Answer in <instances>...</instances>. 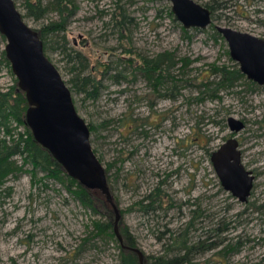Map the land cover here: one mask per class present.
I'll list each match as a JSON object with an SVG mask.
<instances>
[{"label": "rangeland", "instance_id": "obj_1", "mask_svg": "<svg viewBox=\"0 0 264 264\" xmlns=\"http://www.w3.org/2000/svg\"><path fill=\"white\" fill-rule=\"evenodd\" d=\"M51 1L42 0L43 4ZM193 1L212 8L213 27L264 40V0ZM23 2L14 0L22 16L26 14ZM73 4L75 12L65 32L48 37L50 50L45 55L70 90L77 114L94 127L90 144L107 173L120 214V235L127 229L135 248L144 258L153 259L163 255L170 237L182 232L197 211L201 217L189 232L190 245L205 241L216 246L192 258L191 264H264V87L254 89L243 77L235 88L219 93L220 101L197 102L198 92L191 85L174 101L158 99L142 78L131 81L130 71L143 57L169 53L185 60L186 78L194 85L208 76L212 80V67L239 69L222 37H213L216 30L191 29L185 36L169 15L170 4L161 0H73ZM119 8L128 20L123 35L111 21L115 13L119 19ZM57 20L54 11L38 21L24 18L36 32ZM4 44L0 36V52ZM75 53L81 58L74 59ZM81 64L80 77L98 81L94 98L88 96L91 86L77 92L70 82L76 74L71 68L79 69ZM117 72L127 82L114 84L109 77ZM14 79L10 67L0 66L1 91L17 86ZM229 117L245 124L235 139L243 166L255 177L246 204L222 189L209 160L234 136L227 127ZM12 128H16L14 138L25 135L26 126ZM30 176L11 177L0 188V264L119 263L120 251L126 250L119 249L115 237L94 235L93 222L113 220L98 189H94L98 197L94 214L62 185L42 174L34 181ZM156 188L161 201L144 212L150 204L144 200ZM222 224H228L227 230L210 240L212 230ZM123 245L128 247L124 239Z\"/></svg>", "mask_w": 264, "mask_h": 264}, {"label": "water", "instance_id": "obj_2", "mask_svg": "<svg viewBox=\"0 0 264 264\" xmlns=\"http://www.w3.org/2000/svg\"><path fill=\"white\" fill-rule=\"evenodd\" d=\"M170 4V11L184 30H206L211 26L210 11L193 0H161ZM228 47L230 59L238 64L240 73L258 86H264V40L230 28L215 27ZM0 36L5 40L4 55L16 79L18 91L26 100L24 124L33 141L72 180L88 190L98 189L114 215L113 233L123 250L137 256L144 264L143 254L123 245L119 233V210L106 186L103 167L90 144V131L77 114L71 92L58 70L46 58L37 32L30 28L18 12L13 0H0ZM227 127L234 136L210 154V163L222 189L240 204H246L255 177L245 169L235 135L245 125L229 117Z\"/></svg>", "mask_w": 264, "mask_h": 264}, {"label": "trees", "instance_id": "obj_3", "mask_svg": "<svg viewBox=\"0 0 264 264\" xmlns=\"http://www.w3.org/2000/svg\"><path fill=\"white\" fill-rule=\"evenodd\" d=\"M23 4L26 10V14L22 16L23 19L26 17L38 21L43 19L49 11H54L58 15L57 21L43 26L42 29L37 32L43 44L44 54H46L50 50L48 37L50 35L63 34L67 23L74 15L75 7L73 0H52L47 4H43L42 0H24ZM204 7L210 11L212 19L214 17L213 12L211 11L212 8L209 6ZM119 10V19H116L117 15L115 13L112 14L111 21L114 23V27L117 32L120 35H123L122 33L126 30L125 27L128 20H125L126 15L124 14L123 9L119 8ZM169 15L171 16V13H169ZM210 28L215 30V27L212 25ZM183 33L185 35L186 30H183ZM213 37L221 39V36L216 31ZM1 39L2 41H5L2 36ZM63 49L64 47L62 46L61 51ZM125 52L126 50L124 53ZM63 54H66L65 50L63 51ZM80 58L81 55L79 53H75L74 59ZM128 62H131V60ZM179 64H181V66L177 67ZM2 65L9 68V63L5 59L4 51L0 52V66ZM79 66V69L75 67L71 68V71L76 73L75 77L70 80L73 85V89L77 92H79V90L86 92L85 87L91 86L92 92L88 93V96L94 98L98 89V81L91 78V76L86 78L80 77L84 66L82 64ZM186 68L187 64L185 60H177L173 54L162 53L151 59L143 57L141 58L140 63L132 69V71H130L133 75V79L131 81H135V77L142 78L146 82V85L151 87L154 96L158 99L170 101L176 100L180 95V92L184 88L191 85L198 92L196 101L203 102L205 100L220 101V92L235 88L237 83L243 79L242 74L236 66H215L212 67L211 70V74L213 76L212 80H210V77L208 76L204 79L198 80L197 85H194V83H192L193 80L186 78ZM109 78L116 85H119L124 81L127 82L128 79L123 76L121 72H117ZM14 83L16 84V79H14ZM250 85L254 86L252 83ZM26 109V100L24 95L18 91L17 86H13L5 92L0 90V188H2L6 181L11 177L15 178L20 174L28 173L31 175L30 177L32 181H34L38 174H42L47 179L53 180L54 183L62 185L73 197V199L78 201L85 209L97 214L94 202L95 198L98 199V197L95 196L96 193L94 190H88L80 183L69 178L61 167L51 158L48 152L33 141L27 127L24 136L19 135L16 138L13 137V131H15L16 128H12V125L16 127L25 126L24 115ZM88 128L91 133L94 131V127L88 126ZM18 161H20V164H18ZM27 166L30 167V170L24 169ZM109 169L110 165L107 170ZM104 174L106 178V186L109 188L108 179L106 177L107 173L105 170ZM109 191L112 193L110 188ZM98 193L102 199L101 191L98 190ZM153 197L154 199H152ZM149 200L150 204L143 207L144 212L154 209L152 208L151 203L155 204L157 201H161L158 188L155 189L152 196L146 197L144 201L149 202ZM104 205L109 209L107 212L114 220L112 210L105 202ZM198 217H201V215L195 211L193 219L186 226V228L182 230V232L177 233L176 236L172 235L170 237L171 244L168 245L167 251L168 255L170 252L172 254L168 257L159 256L153 259L145 257L144 264H190L192 258L200 256L209 249L214 248L216 246L214 243L211 242L208 244L205 241H200L194 245H190L188 237L190 234L189 232H191V230L193 231V222L198 219ZM113 220L110 219L105 222H93L94 235L105 238L115 237L113 233ZM227 225L228 224H222V226L213 229L210 233V240L213 237H220L223 232L227 230ZM121 235L125 241V245L130 248L136 247L135 240L132 238L127 229H122ZM158 239H160V237H158ZM227 248L233 252L236 251L234 247L228 246ZM119 249H121V247ZM174 252L177 253L175 254ZM118 262V264H138L137 256L129 251H120V254L118 255Z\"/></svg>", "mask_w": 264, "mask_h": 264}, {"label": "flooded vegetation", "instance_id": "obj_4", "mask_svg": "<svg viewBox=\"0 0 264 264\" xmlns=\"http://www.w3.org/2000/svg\"><path fill=\"white\" fill-rule=\"evenodd\" d=\"M243 76V75H242ZM243 77H245V76H243ZM246 78V77H245ZM247 79V78H246ZM248 80V79H247ZM251 82V81H250ZM252 84H254L253 82H251ZM254 85H256V84H254ZM254 87V89H256L257 87H260V86H258V85H256V86H253ZM261 87H264V86H261ZM245 125V124H244ZM193 214V217H194V215H195V211L192 213ZM193 225H194V222H193ZM167 248H168V245L167 246H165V248H164V250H163V255L162 256H164V257H167V255H168V251H167ZM220 255L222 256L223 255V252H221L220 253ZM228 258H229V256L227 255L226 257H225V259L226 260H228ZM194 259V258H193ZM191 264V263H190ZM208 264V263H207ZM228 264H229V261H228Z\"/></svg>", "mask_w": 264, "mask_h": 264}, {"label": "built area", "instance_id": "obj_5", "mask_svg": "<svg viewBox=\"0 0 264 264\" xmlns=\"http://www.w3.org/2000/svg\"><path fill=\"white\" fill-rule=\"evenodd\" d=\"M4 47H5V44H4V46H3V50H2V51H4Z\"/></svg>", "mask_w": 264, "mask_h": 264}]
</instances>
